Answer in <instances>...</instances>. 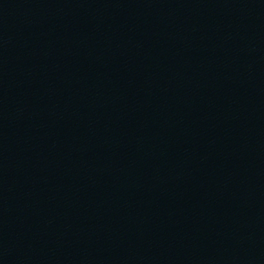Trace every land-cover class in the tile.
Segmentation results:
<instances>
[{"label":"water","instance_id":"95a60500","mask_svg":"<svg viewBox=\"0 0 264 264\" xmlns=\"http://www.w3.org/2000/svg\"><path fill=\"white\" fill-rule=\"evenodd\" d=\"M0 264H264V0H0Z\"/></svg>","mask_w":264,"mask_h":264}]
</instances>
